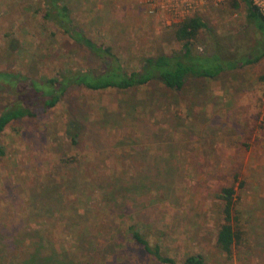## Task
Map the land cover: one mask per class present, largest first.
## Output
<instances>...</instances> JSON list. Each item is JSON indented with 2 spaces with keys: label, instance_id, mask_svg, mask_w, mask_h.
<instances>
[{
  "label": "rangeland",
  "instance_id": "rangeland-1",
  "mask_svg": "<svg viewBox=\"0 0 264 264\" xmlns=\"http://www.w3.org/2000/svg\"><path fill=\"white\" fill-rule=\"evenodd\" d=\"M232 2L211 3L200 13L217 31V38L211 40L203 31L195 45L199 53L213 55L217 44H228V38L233 54L224 55L231 57L256 45L260 34L247 24L244 4L236 10ZM64 3L73 26L96 43L111 46L128 69H137L146 57L183 48L164 17L149 15L138 2ZM44 15V0H0V72L41 80L68 70L101 69L92 53ZM262 75L264 59L215 80L191 79L182 92L161 85L130 93L71 87L54 109H40L36 118L7 128L3 141L8 155L0 159V215L19 224L26 216H10L12 204L22 202L32 189H41L40 184L55 190L54 183L66 175L68 191L78 192L72 197L73 207L66 198L63 203L59 200L47 216L37 212L32 229L46 225L42 248L66 250L72 259L81 260L76 264H161L129 240L114 238L123 236L122 229L136 219H141L151 244L164 240L162 252L176 264L199 254L206 264H264ZM12 100L6 89H0V115ZM71 120L84 128L78 147L65 133ZM72 158V166L63 163ZM89 168L115 173L116 185L123 180L142 185L124 205L128 217H112L107 209L90 215L85 209L82 181L77 177ZM234 174L245 182L239 220L244 237L233 255L226 256L215 245L224 223L218 195L233 185ZM59 205L64 207L61 212L54 208ZM10 225L12 233L19 229ZM84 226L91 229L83 232ZM31 234L38 236L31 241L39 243L43 234Z\"/></svg>",
  "mask_w": 264,
  "mask_h": 264
},
{
  "label": "trees",
  "instance_id": "trees-1",
  "mask_svg": "<svg viewBox=\"0 0 264 264\" xmlns=\"http://www.w3.org/2000/svg\"><path fill=\"white\" fill-rule=\"evenodd\" d=\"M232 3L233 9L236 10H239L244 4L247 24L256 28L260 34L256 45L249 47L245 54L241 53L242 50L239 55L234 57L224 55L231 51L232 38L226 40L228 44L218 43L213 55L199 53L195 45L200 34L203 31L207 32L211 40H214L217 38V31L209 27V23L203 16L197 14L185 20H177L171 25L174 39L183 45L181 51L146 57L137 69H128L120 57L114 53L111 46L96 43L81 29L73 26L69 8L64 0H44V18L54 21L77 44L92 53L101 62L102 67L99 70L84 69V71L77 72L68 70L56 78L41 80L22 74L0 72V89H6V92L13 96L12 102L0 115V159H5L8 155V148L3 141L7 128L14 122L36 118L40 109L45 112L54 109L62 101L68 89L73 86L84 87L95 92L117 90L130 93L133 91L144 92L152 85H161L167 91L182 92L191 79L215 80L227 72L259 63L264 59V16L251 0H233ZM259 81L264 84V75L259 78ZM262 129H264V123ZM65 133L71 145L78 147L84 135L83 125L76 120H71L66 126ZM74 160L73 158L64 160L63 163L72 166L75 163ZM87 170V173L82 175L80 173L77 179L82 181L81 196L89 214H96V212L101 214L107 209L112 217L117 214L128 217L124 205L128 204V201H132L131 193L134 189H141L142 185L139 187V185L136 186L126 180L116 185L114 183L115 173L91 168ZM142 175L143 173H140L137 178ZM68 180L69 176H61L60 182L54 183L55 190L52 186L40 184L41 189H32L31 195L21 200L22 202L12 204L13 209H8L12 214L10 216H26L19 224L15 222V219L11 222L12 217L0 215V264H66L67 262L76 264L81 261L74 258L73 260L66 250H61L59 253L56 249L42 248L46 225L38 230L32 229L37 212L41 211L45 214L44 216H47V211L53 209L49 207H53L59 200L63 203V199L66 198L67 204L69 201L73 207L75 202H72L74 201L72 197L76 196L78 192L68 191ZM233 181V185L225 186L218 195L220 215L224 223L218 231L215 245L217 250L226 256L233 255L244 237L239 220L242 213L240 209L241 192L245 182L240 179L239 174H234ZM60 188H64V190H59ZM55 193L56 198L53 197ZM119 207H122L120 213L118 212ZM54 208H57L59 212L64 210V207L60 205ZM136 220L133 224L127 223L126 227L122 229L123 236L114 237L118 240L117 242L123 237L124 240H129L133 246L142 249L157 262L176 264L174 258L163 254L164 240L158 239L157 242L151 244L143 232L141 219H139L140 221ZM43 222L47 224L45 219ZM10 224L17 225L19 229L16 231L12 229L13 233L10 232ZM73 226H77V223L73 222ZM85 228H88L87 231L89 228L91 229L90 226H84L83 232H86ZM31 233L43 234L39 236V243L31 241L38 237L32 236ZM91 234L93 233L89 232V235ZM76 235L80 241L81 235L79 233ZM89 243L95 244L93 241H89ZM183 264H206V258L202 254L191 255L184 260Z\"/></svg>",
  "mask_w": 264,
  "mask_h": 264
},
{
  "label": "built area",
  "instance_id": "built-area-1",
  "mask_svg": "<svg viewBox=\"0 0 264 264\" xmlns=\"http://www.w3.org/2000/svg\"><path fill=\"white\" fill-rule=\"evenodd\" d=\"M138 2L151 16H163L168 25L185 20L204 11L211 3L218 5L221 0H130ZM264 16V0H251Z\"/></svg>",
  "mask_w": 264,
  "mask_h": 264
}]
</instances>
